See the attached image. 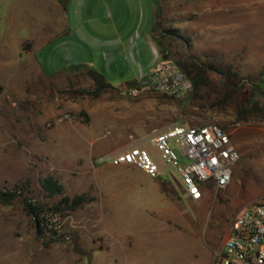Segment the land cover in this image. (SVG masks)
I'll return each instance as SVG.
<instances>
[{"label":"rangeland","instance_id":"obj_1","mask_svg":"<svg viewBox=\"0 0 264 264\" xmlns=\"http://www.w3.org/2000/svg\"><path fill=\"white\" fill-rule=\"evenodd\" d=\"M9 3L0 0V190L19 185L43 210L38 222L19 197L0 203V264H211L233 215L264 203V0H85L77 6L78 26L34 52L46 73L87 68L67 72L55 92L42 90L34 66L28 79L7 24ZM69 11L72 19V4ZM151 24L152 49L144 39ZM154 26L191 88L176 96L121 95L118 85L126 80L116 79L139 73L137 61L159 50ZM25 30L18 25V37ZM91 69L118 87L101 86ZM177 123H215L229 134L239 154L230 184L206 188L200 200L183 195L173 166L144 141ZM122 145L144 148L160 174L134 173L116 199V179L130 166L107 167L94 153ZM169 145L179 165L189 164L173 139ZM48 175L62 194L43 191ZM78 194L91 200L55 209L62 196Z\"/></svg>","mask_w":264,"mask_h":264},{"label":"built area","instance_id":"obj_2","mask_svg":"<svg viewBox=\"0 0 264 264\" xmlns=\"http://www.w3.org/2000/svg\"><path fill=\"white\" fill-rule=\"evenodd\" d=\"M190 88V80L170 61L151 72L145 80L121 86L119 93L135 97L143 91H150L176 96ZM170 139L190 161L189 164L179 165L177 155L169 145ZM144 141L153 145L160 152L161 159L173 166L181 180L183 195L191 200H200L206 188L218 190L230 184L232 169L239 159L229 134L215 123L200 126L172 124ZM100 160L114 166H133L152 178L160 174L149 153L138 146L103 155ZM211 264H264L263 202L245 204L233 215L213 253Z\"/></svg>","mask_w":264,"mask_h":264},{"label":"crops","instance_id":"obj_3","mask_svg":"<svg viewBox=\"0 0 264 264\" xmlns=\"http://www.w3.org/2000/svg\"><path fill=\"white\" fill-rule=\"evenodd\" d=\"M132 2H140L141 0H129ZM147 0H142V2H146ZM9 4L6 11L7 24L8 27L11 28V39L16 45L17 50L21 51L24 55V65L30 69V74L27 76L28 79L33 78V74L31 72V67H35L37 71V77L35 80L41 81L43 84L41 88L44 92H47L50 88L55 92L56 89H59L60 82L63 79V75H66L67 72L75 70L77 68H85L83 65H78L76 67H71L67 72H50L46 73L41 66V62L35 59L34 52H40V50L47 48L48 46L60 41V39L64 36H67L71 33L72 29L78 26L77 19L81 17L79 8L77 6H82L85 0H9ZM112 3V2H111ZM72 4V19H70V5ZM114 6V5H113ZM155 8L153 5V12ZM22 11L28 12V16L31 17L30 21L24 22L25 18ZM147 13L149 18L152 21V1H149L147 4ZM79 16V17H78ZM14 24L21 26H26V30L24 31L25 35L18 37L16 28ZM153 36L159 44L158 48L155 49L154 58L146 59L144 56L143 61L138 60V64L141 65V71L138 73L133 69L131 74L127 77L116 79L117 82L121 80H126L124 83L119 84L118 86H123L126 84H131L132 82H137L139 80H145L151 72L159 69L165 62H170L171 59L167 57L166 53L168 52V48L166 47V42L158 36L155 30V26L153 27ZM152 24H151V33H146L144 39L146 43L148 42L150 48L152 49ZM20 53V55L22 54ZM143 55V54H142ZM152 55V54H151ZM140 58V57H139ZM142 58V57H141ZM143 67V68H142ZM9 70L10 74L13 75L11 69L9 67H4ZM100 74V73H99ZM13 77V76H12ZM103 77V75H102ZM14 78V77H13ZM105 83L109 87H118L112 85L103 77ZM115 82V81H114ZM54 114H58L59 109H53ZM124 115V110L122 111ZM109 118V116L107 115ZM124 117V116H123ZM123 117L117 119V121L122 120ZM118 128V127H117ZM88 129L84 130L80 136L87 137ZM93 143V140L90 141V144ZM126 145L118 146L106 152L105 150L97 149L94 155L103 156L109 153H117L125 150ZM97 152V153H96ZM92 154V153H91ZM107 167H118L111 165L109 162H104ZM121 166V165H119ZM129 166V165H127ZM127 174L119 175L116 179L117 189L115 191L116 199H120L122 197L123 191L127 190L123 184L127 178H131L134 173L142 172L141 170L130 166ZM144 173V172H143ZM147 175V174H146ZM150 177V176H149ZM152 178V177H151ZM160 193V192H159ZM161 196V194H160Z\"/></svg>","mask_w":264,"mask_h":264},{"label":"trees","instance_id":"obj_4","mask_svg":"<svg viewBox=\"0 0 264 264\" xmlns=\"http://www.w3.org/2000/svg\"><path fill=\"white\" fill-rule=\"evenodd\" d=\"M91 73L96 77V79L100 82V85L103 87H107L108 85L105 83L101 74L97 71L91 69ZM196 80V78L193 79ZM29 179L26 180L25 185L29 184ZM41 186L43 191L48 196L60 195L63 192V186L56 179H54L51 175L45 176L41 180ZM20 191V192H19ZM20 198L23 207L27 214L33 216L39 222V214L42 212L43 207L40 205L30 201L22 192L21 187L19 185H15L12 190L3 191L0 190V203L1 204H10L16 198ZM91 198H88L85 194L73 195L72 197L62 196L58 201L57 206H55L56 210H74L77 207H80L82 204L90 201ZM42 231L40 224L38 226V234Z\"/></svg>","mask_w":264,"mask_h":264},{"label":"bare ground","instance_id":"obj_5","mask_svg":"<svg viewBox=\"0 0 264 264\" xmlns=\"http://www.w3.org/2000/svg\"><path fill=\"white\" fill-rule=\"evenodd\" d=\"M261 161V160H260ZM260 166L261 167H259V171H260V169L262 168V176L264 175V159H262V161L260 162ZM261 172V171H260ZM260 172H258V173H260Z\"/></svg>","mask_w":264,"mask_h":264},{"label":"water","instance_id":"obj_6","mask_svg":"<svg viewBox=\"0 0 264 264\" xmlns=\"http://www.w3.org/2000/svg\"><path fill=\"white\" fill-rule=\"evenodd\" d=\"M132 83H134V82H132ZM132 83H131V84H132Z\"/></svg>","mask_w":264,"mask_h":264}]
</instances>
